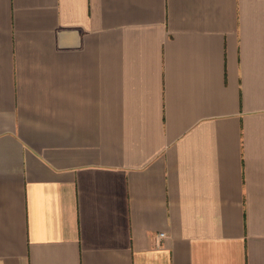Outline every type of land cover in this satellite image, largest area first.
<instances>
[{
  "label": "crops",
  "instance_id": "crops-1",
  "mask_svg": "<svg viewBox=\"0 0 264 264\" xmlns=\"http://www.w3.org/2000/svg\"><path fill=\"white\" fill-rule=\"evenodd\" d=\"M0 264H264V0H0Z\"/></svg>",
  "mask_w": 264,
  "mask_h": 264
},
{
  "label": "built area",
  "instance_id": "built-area-1",
  "mask_svg": "<svg viewBox=\"0 0 264 264\" xmlns=\"http://www.w3.org/2000/svg\"><path fill=\"white\" fill-rule=\"evenodd\" d=\"M165 234L164 233H158L157 239L162 238Z\"/></svg>",
  "mask_w": 264,
  "mask_h": 264
}]
</instances>
